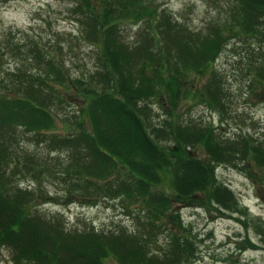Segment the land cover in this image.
Instances as JSON below:
<instances>
[{
	"label": "trees",
	"instance_id": "16d2710c",
	"mask_svg": "<svg viewBox=\"0 0 264 264\" xmlns=\"http://www.w3.org/2000/svg\"><path fill=\"white\" fill-rule=\"evenodd\" d=\"M102 2L101 7L92 0H78L76 4L79 11L86 10L85 19L80 21L84 41L100 50L102 69L98 76L105 83V91L101 89L100 94L87 80L80 79L74 85L82 94L62 89L68 75L36 43L22 58L24 68L30 63V71L26 73L25 68L23 76L11 80L18 96L0 99V251L6 248L12 252L13 264H189L197 257V247L185 235L187 230L174 204L195 202L210 208L215 203L232 214L239 202L230 188L217 180L215 168L242 155L247 164L264 171V142L242 133L234 141H224L214 128L194 120L170 118L153 126L144 119L147 111L152 112L148 101L160 93L159 86L176 90L185 70H204L219 58L229 44L225 27L190 31L184 41L169 43L166 25L165 29L158 26L165 46H158L156 29L155 48L145 44L133 49L124 42L120 24L111 20V9L129 13L144 0ZM227 6L226 25H232H227L231 34L256 42L260 53L253 58L257 60L252 65L257 75L254 81L264 84V0H228ZM163 13L156 22H145L156 27ZM169 51L177 53L172 65ZM191 56L193 64L188 60ZM38 60L58 80L40 76ZM167 71L171 76L166 75ZM210 72L211 80L201 95L211 110L218 111L225 107L226 90L219 73L214 68ZM33 88H37L36 94ZM13 89L8 88L11 93ZM71 106H77L74 112L79 115L73 122L75 126L67 134L51 133L55 116ZM70 109L69 113L75 114ZM64 123L72 125L69 120ZM19 130L25 136L32 134L35 144L45 146L49 152L67 154L51 176L62 180L68 194L139 202L143 208L139 214L141 220L145 219L143 228L147 231L170 219L172 226L165 247H157L148 234L139 235L134 230L130 233L124 227L108 231H98L93 226L70 229L61 213L47 215L40 211L34 204L44 196L38 189L21 188L16 181L25 170L32 169L34 174L43 168L29 153L24 158L20 154ZM202 147L205 159L191 156L192 149ZM162 176H170L173 198L158 189L165 181ZM257 229L264 239V225Z\"/></svg>",
	"mask_w": 264,
	"mask_h": 264
},
{
	"label": "rangeland",
	"instance_id": "374dc122",
	"mask_svg": "<svg viewBox=\"0 0 264 264\" xmlns=\"http://www.w3.org/2000/svg\"><path fill=\"white\" fill-rule=\"evenodd\" d=\"M76 1L78 0H0V99L18 96L14 93L11 80L23 76L25 68L26 73L30 71V63L24 68L22 58L23 54H29L28 47H33L36 43L45 51L44 54L53 58L54 65L61 66L68 75L65 85H61L62 89H70L71 94H82L74 85L80 79L87 80L90 87L99 90L100 94L101 89L106 90L103 87L105 83L99 81L98 76L102 69L100 50L83 39V25L80 21L85 19L86 10L79 11ZM92 1L99 7L103 3L102 0ZM227 3L228 0H144L135 11L129 13L120 14L111 9V20L120 24L119 30L124 42L133 49L145 44L155 48L153 39L158 26L165 29L166 25L171 36L169 43L184 41L189 38L190 31L224 26L229 44L219 58L204 70H185V76L179 83L180 88L176 90L173 88L169 91L159 86L160 93L148 101L152 112L147 111L148 116L144 119L153 126H159L170 118L175 121L194 120L196 124L214 128L224 141H234V137L242 133L264 142V84L254 81L257 75L252 69V65L257 63L253 58L260 52L253 38L238 39L231 34L232 25L227 24L231 28L226 25V12L229 8ZM93 13L91 11L90 14ZM161 13L163 17L156 27L145 22H156ZM85 17L92 22L89 16ZM160 28L156 35L160 40L157 43L159 47L165 46L161 42L163 34ZM166 51L167 47L165 53ZM169 53L171 55L167 56L172 65L177 53ZM188 60L191 64L195 63L193 56ZM37 65L40 76L49 81L58 80L45 63L38 60ZM213 68L219 73V80L226 90L223 101L225 107L218 111L211 110L212 107L201 95L204 86L211 80L210 71ZM166 75L171 76L168 71ZM58 84L54 81V85ZM8 88H12L13 92ZM36 90L37 88H33L32 92L36 94ZM76 104L81 107L79 103ZM71 107V112L76 111L77 106ZM70 108L55 116L51 133L67 134L75 126L73 122L79 119V115L75 112L70 114ZM65 120H69L72 125L65 124ZM32 136H25L19 130L18 139L22 142L17 144V148L22 156L28 153L32 155L34 161L44 169L39 168L34 174L31 173L32 169L25 170L26 174L18 175L16 181L19 180L21 188L38 189L44 196L34 204L40 211L47 215L61 213L70 229L93 226L98 231H108L124 227L130 233L134 230L139 235L148 234L157 247H165L172 226L170 219L159 222L156 228L147 231L143 228L145 219L141 220L139 214V210L143 209L139 202L96 197L91 199L68 194L62 180L51 176L59 168L60 162L62 164L66 160L67 154L49 152L45 146L36 145ZM205 151L203 147L196 148L190 154L205 159ZM232 159L228 164L218 165L215 175L237 198L239 205L236 211L232 214L225 213L215 203L210 208L195 202L174 204V211L181 214L187 230L185 235L197 247V257L189 264H264V239L257 229L264 225V171L247 164L242 155ZM242 166L248 168L243 170ZM162 178L165 181L158 189L166 191L173 198L175 193L170 187V176ZM11 254L12 252L3 248L0 251V264H13Z\"/></svg>",
	"mask_w": 264,
	"mask_h": 264
}]
</instances>
